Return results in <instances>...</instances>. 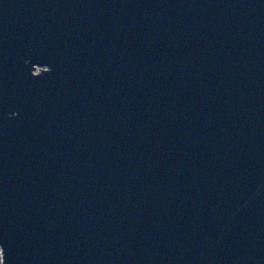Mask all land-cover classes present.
Here are the masks:
<instances>
[{"label": "water", "instance_id": "1", "mask_svg": "<svg viewBox=\"0 0 264 264\" xmlns=\"http://www.w3.org/2000/svg\"><path fill=\"white\" fill-rule=\"evenodd\" d=\"M1 264H264V0H0Z\"/></svg>", "mask_w": 264, "mask_h": 264}, {"label": "trees", "instance_id": "2", "mask_svg": "<svg viewBox=\"0 0 264 264\" xmlns=\"http://www.w3.org/2000/svg\"><path fill=\"white\" fill-rule=\"evenodd\" d=\"M1 259H2V256H1V254H0V264H1Z\"/></svg>", "mask_w": 264, "mask_h": 264}]
</instances>
